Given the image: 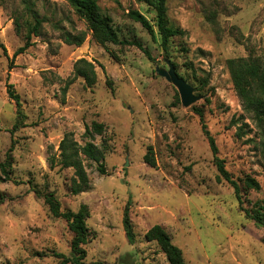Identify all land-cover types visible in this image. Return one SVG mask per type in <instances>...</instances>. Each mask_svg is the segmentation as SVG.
I'll return each instance as SVG.
<instances>
[{
	"label": "rangeland",
	"instance_id": "1",
	"mask_svg": "<svg viewBox=\"0 0 264 264\" xmlns=\"http://www.w3.org/2000/svg\"><path fill=\"white\" fill-rule=\"evenodd\" d=\"M98 5L112 18L120 39L139 42L152 61L136 46L108 43L104 48L89 35L80 47L64 44L65 31L86 30L64 0H0V43L6 49V54L0 49V264H62L55 253L70 255L66 221L51 216L34 190L53 194L62 210L88 207L86 264H168L156 243L144 239L154 225L166 230L186 264H264V228L239 210L233 188L217 180L192 110H202L231 176L240 184L245 176L259 183L258 191L243 196V207H264L259 135L226 66L228 59L249 55L264 66V0H166L169 24L186 32L171 39L167 57L159 38L153 41L127 16L129 10L139 11L156 31L150 7L135 0H98ZM29 9L45 22L34 44L13 57L24 43L13 22L31 20ZM80 58L95 66L97 81L90 88L73 79V64ZM166 58L200 97L189 107L155 72L156 66L167 69ZM8 84L20 97L22 120L8 97ZM92 121L106 127V175L86 162L90 189L73 196L68 192L72 170L51 167L50 160L57 159L65 133L82 143L84 127ZM148 147L155 167L143 160ZM8 154L5 175L1 165ZM126 204L133 244L122 226Z\"/></svg>",
	"mask_w": 264,
	"mask_h": 264
},
{
	"label": "trees",
	"instance_id": "2",
	"mask_svg": "<svg viewBox=\"0 0 264 264\" xmlns=\"http://www.w3.org/2000/svg\"><path fill=\"white\" fill-rule=\"evenodd\" d=\"M64 1L71 7L75 15L84 21L86 26V30L80 31L77 34L65 31L63 35L64 44L80 47L89 35V40L104 48H106L108 43L116 46H136L145 54L148 60H153L150 53L144 49L139 42L120 39L112 18L102 12L98 5V0ZM135 1L140 4H145L154 11L156 31L147 18L139 11L129 10L127 12L128 18L138 23L153 41H156V37H158L160 40L159 45L165 57H167V50L171 39L184 37L186 32L179 27H174L169 24L166 0ZM29 13L31 20L25 18L24 22H20V17H16L13 22L15 32L17 34H22L24 39L23 45L14 52L13 57L24 53L34 44L32 38L40 35L42 24L45 22L44 17L40 18L38 14L31 9H29ZM0 49L6 54V49L1 43ZM226 66L232 81L233 89L240 100L242 110L249 116L248 119L253 122L258 132V145L261 147V154L264 162V66L257 58L251 55L228 59L226 61ZM72 72L73 79L81 78L86 87L90 88L96 84L97 75L95 66L92 62L80 58L74 62ZM72 82V80L67 81L65 87L62 89L63 94H65L68 86ZM207 82L208 80H203L202 86L207 85ZM7 94L9 99H11L16 106L17 116L22 120L23 115L21 112L20 97L15 93L11 84L7 85ZM192 110L198 116L202 133L207 139L213 162L218 172L217 180H224L233 188L234 196L239 203V210L243 212L248 219L264 228V207L257 203L255 207L252 208L243 207V196L247 194L248 190L258 191L260 189L259 183L254 178L245 176L240 184L239 180L231 176L225 168L224 160L218 156V148L214 138L207 130L202 110L197 108H193ZM15 125H17V123ZM242 126L244 128H249L246 123H243ZM243 127H240V130H242ZM246 132L248 134L252 131L248 129ZM105 133L106 127L103 123L92 121L89 125L84 127V132L81 135L82 143L74 138L72 132L65 133L59 141L57 159L54 157L51 158L50 166L54 167L59 165L61 169L72 170V176L68 185V192L71 195L76 196L90 189V179L87 173L86 162L94 163L96 165V171L100 175H106L104 158L106 151L109 150V145L106 142ZM96 137L101 139L100 144L94 142ZM143 160L150 167L156 166L152 147L147 148ZM6 165L7 167L10 166L9 154L6 162L1 165V170L5 175H7ZM34 192L36 195L43 198L51 216L65 220L69 231L72 233L70 255L65 256L61 253H55V256L61 259L62 264H86L84 262L86 258L85 245L91 238V233L86 225V221L89 218L88 207L82 204L77 211L62 210L59 201L53 194L40 193L37 190H34ZM122 226L126 240L129 244H133L135 234L132 221L129 217V206L127 204L123 211ZM144 239L146 242L156 243L160 251L165 255L168 264H186L182 251L172 243L170 235L161 225H154L148 229L144 234ZM91 264L101 263L94 262Z\"/></svg>",
	"mask_w": 264,
	"mask_h": 264
},
{
	"label": "water",
	"instance_id": "3",
	"mask_svg": "<svg viewBox=\"0 0 264 264\" xmlns=\"http://www.w3.org/2000/svg\"><path fill=\"white\" fill-rule=\"evenodd\" d=\"M164 61L167 69L156 66L155 72L177 89L182 106L189 107L198 101L200 97L194 94V88L177 74L174 65L168 59Z\"/></svg>",
	"mask_w": 264,
	"mask_h": 264
}]
</instances>
